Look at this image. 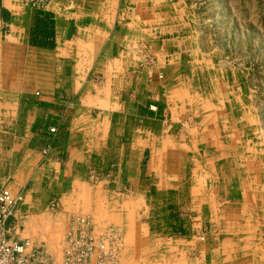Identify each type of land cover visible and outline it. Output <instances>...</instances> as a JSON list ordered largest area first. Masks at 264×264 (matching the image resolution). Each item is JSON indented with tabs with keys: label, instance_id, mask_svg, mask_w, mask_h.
<instances>
[{
	"label": "crops",
	"instance_id": "crops-1",
	"mask_svg": "<svg viewBox=\"0 0 264 264\" xmlns=\"http://www.w3.org/2000/svg\"><path fill=\"white\" fill-rule=\"evenodd\" d=\"M161 1L0 0V190L28 226L107 206L120 264H264L258 67L205 49L221 0Z\"/></svg>",
	"mask_w": 264,
	"mask_h": 264
},
{
	"label": "rangeland",
	"instance_id": "rangeland-1",
	"mask_svg": "<svg viewBox=\"0 0 264 264\" xmlns=\"http://www.w3.org/2000/svg\"><path fill=\"white\" fill-rule=\"evenodd\" d=\"M165 2L168 3L169 0L161 1V3ZM186 2L187 8L192 6V8L196 9V15L199 16L201 14H207L204 10L200 9L202 6V0H188ZM218 5H220V3H218ZM181 7L184 8V3L181 4ZM221 7H223V10L226 12V16H224L226 22L233 21L235 30L233 32H228V30L224 27L223 30H218V34H216L214 30L211 31L209 27H207L209 29L208 32L203 33L204 39L208 42L205 49H207L208 53L212 52L213 54H217L216 57L220 59L227 57L228 60H225L229 63L232 61V66L235 69L237 68V64L239 67L246 68L248 61H253L251 64L258 67V70L256 71L258 72V75L255 74L256 77H254L255 87L264 88V77H262L264 76V0H221ZM206 9L209 13L213 7H208ZM183 18L185 17H180V19ZM208 19L209 18H207V20ZM127 21L128 20L126 19L125 22ZM232 34H234L237 42L234 46H231V43H228L227 46L226 41L228 38H232ZM217 36L218 39L222 41L215 44L214 39H216ZM76 204L77 203L75 202V205ZM72 208L74 210L70 211V209H65L62 205H60L58 201L52 200L44 208L45 211L41 210L40 213L33 218L34 222L30 226L26 223L29 215L26 213L24 215L22 213H14L18 222V229L15 230L14 238L16 240L25 239L32 246L43 249L54 264H60L63 236L68 219L73 215L88 217L83 211L81 213L80 210H85V208L83 207L81 209L80 203ZM104 210V213H102V209L101 211L98 209V212L94 213L91 221L97 227L105 225L117 227L121 232V249H123L122 228L117 223H113L110 219L113 218V216L116 218V215L113 213L110 215L111 217L107 218L106 216H109L110 211L107 206L106 208L104 207ZM136 211L133 210L132 214L135 218L137 215ZM9 222L11 224L13 222V218H10ZM204 233L205 232H202L203 235L198 236L199 243L204 241ZM200 238H203V240H200ZM121 251L119 253L118 264L121 263ZM145 262L148 261L144 257V263Z\"/></svg>",
	"mask_w": 264,
	"mask_h": 264
},
{
	"label": "built area",
	"instance_id": "built-area-1",
	"mask_svg": "<svg viewBox=\"0 0 264 264\" xmlns=\"http://www.w3.org/2000/svg\"><path fill=\"white\" fill-rule=\"evenodd\" d=\"M49 132L53 133L54 129ZM45 153L43 150L42 154ZM20 202V196L0 190V264H54L43 249L25 239L14 238L18 229L14 208ZM10 218H13L11 224ZM121 248L122 236L117 227H97L88 217L73 215L64 231L60 264H118Z\"/></svg>",
	"mask_w": 264,
	"mask_h": 264
},
{
	"label": "bare ground",
	"instance_id": "bare-ground-1",
	"mask_svg": "<svg viewBox=\"0 0 264 264\" xmlns=\"http://www.w3.org/2000/svg\"><path fill=\"white\" fill-rule=\"evenodd\" d=\"M54 236V235H53Z\"/></svg>",
	"mask_w": 264,
	"mask_h": 264
}]
</instances>
